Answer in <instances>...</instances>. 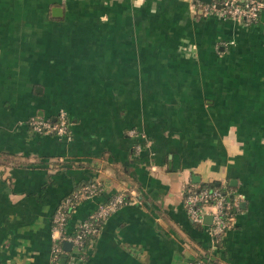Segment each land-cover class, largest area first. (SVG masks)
Returning a JSON list of instances; mask_svg holds the SVG:
<instances>
[{"label": "crops", "instance_id": "1", "mask_svg": "<svg viewBox=\"0 0 264 264\" xmlns=\"http://www.w3.org/2000/svg\"><path fill=\"white\" fill-rule=\"evenodd\" d=\"M192 1L0 0V264H50L54 209L90 180L69 232L130 198L77 264H264V11L245 25ZM59 108L69 137L29 128ZM214 180L240 197L220 245L183 203Z\"/></svg>", "mask_w": 264, "mask_h": 264}, {"label": "built area", "instance_id": "2", "mask_svg": "<svg viewBox=\"0 0 264 264\" xmlns=\"http://www.w3.org/2000/svg\"><path fill=\"white\" fill-rule=\"evenodd\" d=\"M200 2L202 1L193 0V8L197 9L201 6L203 11H214L223 18L237 19L245 25L258 22L264 11V0H211L210 3L203 2L204 4ZM27 123L29 128L35 132H48L69 137L71 122L64 108H59L53 116L33 114L27 118ZM128 133L135 136L140 135L135 128L129 129ZM140 149L141 145L137 143L136 150ZM102 191L103 186L100 181H85L59 200L52 214L50 264H77L82 260L84 257L80 255V250L85 239L90 235H97L104 220L126 202V191L117 190L104 202L97 204L85 218L77 223L75 229L69 232L67 222L75 208L82 201ZM229 194L232 195L231 200L228 199ZM183 203L190 220L207 227L214 245L221 240L222 235L228 229L229 219L233 221L234 216H230V208L240 209L239 195L225 185L185 184ZM206 215L211 216L209 223L205 221ZM64 241L71 242L70 250L63 248ZM62 258H64L63 261H61ZM188 264L214 263L207 257L206 259L194 258Z\"/></svg>", "mask_w": 264, "mask_h": 264}, {"label": "trees", "instance_id": "3", "mask_svg": "<svg viewBox=\"0 0 264 264\" xmlns=\"http://www.w3.org/2000/svg\"><path fill=\"white\" fill-rule=\"evenodd\" d=\"M201 4H204L203 2H200ZM201 6H199V8H197V10H199V11H201ZM82 183V182H81ZM189 183H192V182H188L187 184H189ZM193 184H195V183H193ZM79 185V184H78ZM77 185V186H78ZM195 185H197V186H204V185H207V186H210V185H218L217 184V182H216V180H214V181H210V182H203V183H200V184H195ZM76 186V187H77ZM76 187H74V188H76ZM233 188V186H230V185H228V188ZM73 188V189H74ZM72 189V190H73ZM71 190V191H72ZM70 191V192H71ZM69 192V193H70ZM129 195H127V193H126V197H125V200H126V202L125 203H128L127 201L129 200ZM228 199H232V195L231 194H229L228 195ZM238 210H236L235 208H230V216H235V214H236V212H237ZM230 218V217H229ZM229 223H228V228H230V227H232L233 226V223H232V220H231V218L229 219V221H228ZM196 224H198V223H196ZM198 226H201V224H198ZM95 237V235H90V236H88L86 239H85V242H84V245H83V247H82V249L80 250V255L81 256H84V251H83V249H84V247L86 248V246H88V243L89 242H91V240L93 239ZM217 244H221V242L220 241H218V243ZM195 258H197V259H206L207 258V252L205 251L204 253H199L198 254V256L197 257H195ZM66 263V262H65ZM51 264H54V263H51Z\"/></svg>", "mask_w": 264, "mask_h": 264}, {"label": "water", "instance_id": "4", "mask_svg": "<svg viewBox=\"0 0 264 264\" xmlns=\"http://www.w3.org/2000/svg\"><path fill=\"white\" fill-rule=\"evenodd\" d=\"M200 1H202L204 3H210L211 2V0H200ZM52 14H54V15L61 14V8L59 6H53L52 7ZM244 204H245L244 202H241V206H244ZM205 221L209 223L211 221V216L206 215ZM63 248H65L66 250H70L71 249V242L70 241H64L63 242ZM63 260H64V258L61 259V261H63Z\"/></svg>", "mask_w": 264, "mask_h": 264}, {"label": "rangeland", "instance_id": "5", "mask_svg": "<svg viewBox=\"0 0 264 264\" xmlns=\"http://www.w3.org/2000/svg\"><path fill=\"white\" fill-rule=\"evenodd\" d=\"M257 116V115H256Z\"/></svg>", "mask_w": 264, "mask_h": 264}]
</instances>
